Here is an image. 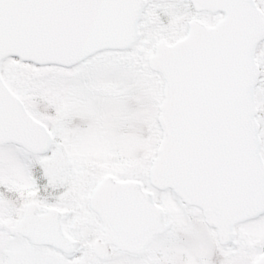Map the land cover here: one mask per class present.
Here are the masks:
<instances>
[{
    "label": "snow or ice",
    "instance_id": "snow-or-ice-1",
    "mask_svg": "<svg viewBox=\"0 0 264 264\" xmlns=\"http://www.w3.org/2000/svg\"><path fill=\"white\" fill-rule=\"evenodd\" d=\"M0 264H264V0H0Z\"/></svg>",
    "mask_w": 264,
    "mask_h": 264
}]
</instances>
